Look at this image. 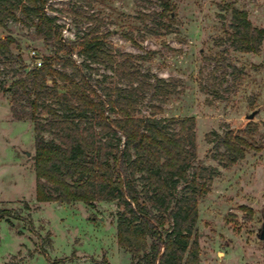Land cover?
Returning <instances> with one entry per match:
<instances>
[{"label": "rangeland", "instance_id": "1", "mask_svg": "<svg viewBox=\"0 0 264 264\" xmlns=\"http://www.w3.org/2000/svg\"><path fill=\"white\" fill-rule=\"evenodd\" d=\"M164 3L50 0L48 13L57 17L66 40L98 24L101 33L110 32L107 41L116 50L144 58L137 62L142 73L169 85L168 93L146 94L141 115L195 120L192 169L217 171L198 201L199 264H264V241L257 238L264 222V41L258 52L247 53L235 50L230 37L232 10L244 11L252 27L264 29V0ZM9 34L18 45H12L13 55L28 67L34 57L54 52L34 37L31 25L9 22L0 28V39ZM96 77L117 84L105 67ZM13 79L6 72L0 83L9 86ZM11 105L10 94L0 89V264H136L117 244L115 201L94 207L36 201L33 124L15 121ZM226 130L250 145L229 167L219 156L223 149L214 150L212 143Z\"/></svg>", "mask_w": 264, "mask_h": 264}, {"label": "trees", "instance_id": "2", "mask_svg": "<svg viewBox=\"0 0 264 264\" xmlns=\"http://www.w3.org/2000/svg\"><path fill=\"white\" fill-rule=\"evenodd\" d=\"M49 1L0 0V28L9 22L31 25L34 37L54 48L28 67L12 53L16 40L10 34L0 39V78L6 72L14 77L0 89L10 94L12 118L33 124L36 201L90 207L115 201L117 244L132 261L199 264L198 201L217 171L192 169L195 120L141 115L146 94L168 93L169 85L142 73L137 62L144 58L116 50L107 41L110 32L101 33L98 24L73 40L63 39L57 17L48 13ZM231 13L234 49L258 52L264 29L252 27L244 11ZM100 67L110 70L117 84L97 78ZM212 143L214 150L223 149L219 156L225 167L250 148L232 130Z\"/></svg>", "mask_w": 264, "mask_h": 264}, {"label": "water", "instance_id": "3", "mask_svg": "<svg viewBox=\"0 0 264 264\" xmlns=\"http://www.w3.org/2000/svg\"><path fill=\"white\" fill-rule=\"evenodd\" d=\"M256 115V113H252L251 115H249L247 117L248 120H251L254 118V116ZM27 156H29V153H26ZM257 238L260 240V241H264V222L262 224V227L261 229L259 230V233L257 234Z\"/></svg>", "mask_w": 264, "mask_h": 264}, {"label": "built area", "instance_id": "4", "mask_svg": "<svg viewBox=\"0 0 264 264\" xmlns=\"http://www.w3.org/2000/svg\"><path fill=\"white\" fill-rule=\"evenodd\" d=\"M37 65L39 66L40 64L38 63Z\"/></svg>", "mask_w": 264, "mask_h": 264}]
</instances>
